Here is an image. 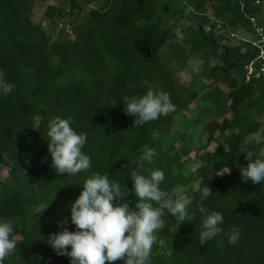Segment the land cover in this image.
<instances>
[{
  "label": "trees",
  "instance_id": "16d2710c",
  "mask_svg": "<svg viewBox=\"0 0 264 264\" xmlns=\"http://www.w3.org/2000/svg\"><path fill=\"white\" fill-rule=\"evenodd\" d=\"M46 1L0 0V70L16 84L13 93L0 94V174L7 173L0 182V221L12 223L10 239L17 243V253L2 264H72L48 239L65 229L79 231L71 204L84 181L106 172L128 190L113 206L127 203L135 210L131 173L148 149L157 155L145 168L165 174L160 188L168 196L182 188L194 199L189 221L178 225L167 212L162 217L165 227L147 264H264V183L242 182L240 167L248 161L237 155L244 139L257 133L262 142L250 147L254 159H264V79L245 81L244 72L258 56L249 19L261 16V0H56L34 23L35 4ZM97 1L99 7L85 12ZM61 17L71 34L57 31ZM184 21L190 24L185 39L172 44ZM214 21L226 34L251 39L226 45ZM196 55L203 65L198 77L211 78L198 91L190 86L194 80L179 85L172 69L175 61L185 64ZM211 60L217 63L210 66ZM146 81L169 93L176 111L136 126L135 117L123 110V97L145 94ZM196 99L197 122L211 117L200 123L206 138L193 150L190 144L175 148L174 123ZM35 114L44 117L39 131L31 129ZM57 116L71 117L74 131L86 134L82 151L91 159L86 172L59 177L51 167L47 123ZM211 143L216 144L212 152L198 154ZM194 150L200 165L185 174ZM197 184L213 191L203 202L209 212L223 215V232L204 245L199 244L205 216L198 211ZM234 227L240 239L229 244L227 233Z\"/></svg>",
  "mask_w": 264,
  "mask_h": 264
},
{
  "label": "clouds",
  "instance_id": "9594fccd",
  "mask_svg": "<svg viewBox=\"0 0 264 264\" xmlns=\"http://www.w3.org/2000/svg\"><path fill=\"white\" fill-rule=\"evenodd\" d=\"M188 26L189 22L184 21L182 27L176 28L175 35L178 40L185 39L184 28ZM223 33H226L225 30ZM235 38L236 35L233 39ZM254 40H251V45ZM245 81L249 80L245 78ZM145 84V94L123 97V110L126 115L135 117L133 125L136 126L176 111L169 93L155 89L150 82L146 81ZM15 88L16 84L9 82L7 74L0 70V94L9 95ZM32 120L31 129L39 131L44 117L35 114ZM72 123L74 121L71 117L63 119L59 116L47 123V148L51 167L59 177L64 174L75 176L91 167L90 157L82 151L87 136L74 131ZM261 142L260 134H250L237 151V155L243 153L244 159L248 161L246 167H240L244 183H264V159H254L255 153L250 147ZM156 155L153 149H148L136 162L138 167L131 173L133 193L136 197L135 210H130L127 203L113 206L112 201L127 196L128 190L122 188L120 182L110 181L106 172L95 173L84 181L83 190L71 204V221L79 231L69 232L65 229L59 234L49 236L48 243L57 255L69 256L72 264H114L116 261H123V264H147L153 246L158 242L157 233L165 227L162 217L167 212L176 219L178 225L189 221L188 209L194 199L182 188L176 189L172 196H168L160 188L165 179L164 172L145 168V163H153ZM15 165L16 163L9 165L8 171L11 172ZM229 172L230 168L223 173ZM195 190L200 192L198 211L205 216L202 222L203 230L199 235V244L204 245L223 232L220 227L223 215L217 211L209 212L204 206L203 202L213 192L210 187L201 188L197 184ZM12 233V223L0 221V264L9 255L17 253V243L10 239ZM240 235L239 228H232L227 233L228 243H238ZM68 246L71 247L70 252L66 251Z\"/></svg>",
  "mask_w": 264,
  "mask_h": 264
},
{
  "label": "rangeland",
  "instance_id": "374dc122",
  "mask_svg": "<svg viewBox=\"0 0 264 264\" xmlns=\"http://www.w3.org/2000/svg\"><path fill=\"white\" fill-rule=\"evenodd\" d=\"M51 4H56V0H47L45 3L35 4L34 10H33V22L34 23H38L42 20L46 7ZM100 4H101V1H97L96 3L88 7L85 10V12H88L89 10L93 8L99 7ZM259 5L261 8L262 14L258 19L260 21H264V0H261V3ZM181 23H183V21H180L178 24H181ZM52 29H53V26L49 25L48 31L51 34L55 35L54 30ZM235 34H236L235 39H229L226 37V33H223L222 36L224 39L222 43L226 45H233V44L240 42L242 40L240 38H243V40L251 39L249 36L243 35L241 33H235ZM176 41H178V39H175L172 44H177ZM216 63L217 62L215 60H211L209 62V65L213 66ZM202 68H203L202 60L199 55L191 56L189 60L187 61V63L185 64H181L180 62H177V61H175L172 64V69H173V72H175L176 74V79L179 85H183V84L187 85V84H190L192 80H194L195 83L193 84L195 85L191 83L190 86L192 88H196L197 91L202 86L204 87L205 85H208L211 82V78L208 74L198 77L199 73L202 71ZM222 89L224 90V92H227V89L225 87L222 86ZM198 103H199L198 99L193 101L191 105L186 109V111L182 113L183 116L181 117V119H178L174 123V127L176 128V133L178 135V139L175 141L176 142L175 148H178V147L180 148V147H183L184 145L190 144L188 147L193 150V148L194 147L196 148L198 144L202 145L203 139L206 138V134L204 133L202 129L203 125L200 123H203V124L208 123L211 120V117L207 116L203 120H201L200 123L197 122L196 118L198 119L200 118L198 117V114H199V111L201 110V108L197 110L195 109ZM221 142L224 145L226 144L225 139H222ZM215 148H216V144L211 143V145L208 148H206L203 151H200L198 154L210 153ZM196 156L197 155L195 154V150L190 153L188 159H190L191 161L187 163L186 165L187 167L184 171L185 174L194 172V170L200 165V162L198 161V158ZM3 175L6 176L7 173L4 172ZM3 175L0 174V182L3 180Z\"/></svg>",
  "mask_w": 264,
  "mask_h": 264
},
{
  "label": "built area",
  "instance_id": "2783aa9c",
  "mask_svg": "<svg viewBox=\"0 0 264 264\" xmlns=\"http://www.w3.org/2000/svg\"><path fill=\"white\" fill-rule=\"evenodd\" d=\"M57 19V18H56ZM252 31H253V36H254V42L252 43L253 46H255L258 50V56L254 61L249 63L244 67V72H245V78L246 80H250L252 78L254 79H264V22L260 21L256 17H251L249 19ZM214 30L223 33L224 30L222 28V25L214 21ZM211 24V27H212ZM60 29H64V32L66 34H71L70 29L66 25V21L64 19L59 20L58 22V27L57 31ZM209 30V28H207ZM229 39H233L234 35L229 33L227 36Z\"/></svg>",
  "mask_w": 264,
  "mask_h": 264
}]
</instances>
